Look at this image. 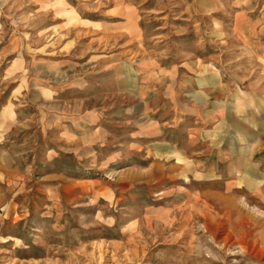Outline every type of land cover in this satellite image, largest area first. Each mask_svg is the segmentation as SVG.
<instances>
[{"label":"rangeland","instance_id":"374dc122","mask_svg":"<svg viewBox=\"0 0 264 264\" xmlns=\"http://www.w3.org/2000/svg\"><path fill=\"white\" fill-rule=\"evenodd\" d=\"M0 264H264V0H0Z\"/></svg>","mask_w":264,"mask_h":264},{"label":"bare ground","instance_id":"6f19581e","mask_svg":"<svg viewBox=\"0 0 264 264\" xmlns=\"http://www.w3.org/2000/svg\"><path fill=\"white\" fill-rule=\"evenodd\" d=\"M186 165V164H185ZM229 171H230V169H229ZM186 173V172H185ZM183 174H184V172H183ZM235 174L237 175V177H240L241 176V174H239V173H236L235 172Z\"/></svg>","mask_w":264,"mask_h":264}]
</instances>
